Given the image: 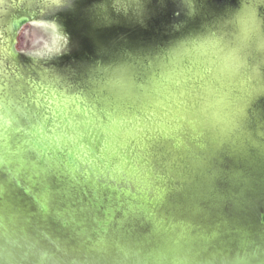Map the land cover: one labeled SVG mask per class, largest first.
Listing matches in <instances>:
<instances>
[{"label":"clouds","instance_id":"1","mask_svg":"<svg viewBox=\"0 0 264 264\" xmlns=\"http://www.w3.org/2000/svg\"><path fill=\"white\" fill-rule=\"evenodd\" d=\"M56 23L60 59L0 81V264H264V0H60ZM38 88L84 102L87 159L11 105Z\"/></svg>","mask_w":264,"mask_h":264},{"label":"water","instance_id":"2","mask_svg":"<svg viewBox=\"0 0 264 264\" xmlns=\"http://www.w3.org/2000/svg\"><path fill=\"white\" fill-rule=\"evenodd\" d=\"M60 0H0V81L5 77L12 81L17 75H23L30 66L54 65L60 59L63 47V35L56 23ZM134 0H118L119 6L125 13L129 11ZM47 5V6H45ZM172 14V6L163 11H156L150 21V27L165 23ZM113 34L123 35L127 39H137L142 36V30L121 27L112 30ZM198 57H211V46H206ZM235 66L232 60L225 58L216 70L219 84L230 83ZM43 91L36 89V92ZM52 97L49 96V99ZM58 99L59 97L56 96ZM43 101V97H41ZM163 101L161 110L171 104L179 108L183 97L177 91L171 97L164 92L160 97ZM11 105L30 103V99L20 101L19 97L12 98ZM32 107H35L31 104ZM54 107V105H53ZM49 135L51 132L48 133Z\"/></svg>","mask_w":264,"mask_h":264},{"label":"snow or ice","instance_id":"3","mask_svg":"<svg viewBox=\"0 0 264 264\" xmlns=\"http://www.w3.org/2000/svg\"><path fill=\"white\" fill-rule=\"evenodd\" d=\"M49 96L52 98L49 99ZM41 97H43V101ZM30 102L35 106L33 107L32 117L36 120L32 135L38 138V142L41 145L48 143H55L57 146L72 144L78 146V159L88 158V147L81 143V137L83 136L84 129L94 127L95 122L88 116L83 120L77 119V115L81 111H85L82 108L84 102L80 98L61 96L57 99L53 94L40 91L31 96ZM45 112H49L59 118V122L56 125L59 133L55 136H49L45 131L44 123L41 122L43 119H46ZM7 123H11V120ZM41 207L47 208V196L42 198Z\"/></svg>","mask_w":264,"mask_h":264}]
</instances>
